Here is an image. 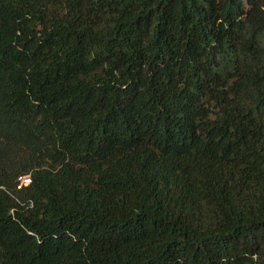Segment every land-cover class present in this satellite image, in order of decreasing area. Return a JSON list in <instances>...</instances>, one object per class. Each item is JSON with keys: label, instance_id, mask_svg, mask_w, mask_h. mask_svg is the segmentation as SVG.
Instances as JSON below:
<instances>
[{"label": "trees", "instance_id": "16d2710c", "mask_svg": "<svg viewBox=\"0 0 264 264\" xmlns=\"http://www.w3.org/2000/svg\"><path fill=\"white\" fill-rule=\"evenodd\" d=\"M0 264H264V0H0Z\"/></svg>", "mask_w": 264, "mask_h": 264}, {"label": "built area", "instance_id": "2783aa9c", "mask_svg": "<svg viewBox=\"0 0 264 264\" xmlns=\"http://www.w3.org/2000/svg\"><path fill=\"white\" fill-rule=\"evenodd\" d=\"M22 181H23V183L28 184L30 182V179H29V177H24L22 179Z\"/></svg>", "mask_w": 264, "mask_h": 264}]
</instances>
